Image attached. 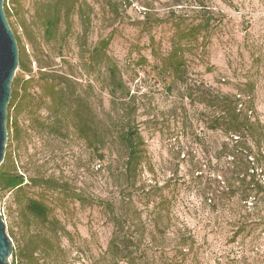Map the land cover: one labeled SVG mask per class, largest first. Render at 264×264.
I'll use <instances>...</instances> for the list:
<instances>
[{"label":"rangeland","instance_id":"rangeland-1","mask_svg":"<svg viewBox=\"0 0 264 264\" xmlns=\"http://www.w3.org/2000/svg\"><path fill=\"white\" fill-rule=\"evenodd\" d=\"M34 3L17 0V14L7 19L28 54V41H41ZM201 21L209 22L206 30L189 35ZM60 31L64 60L83 89L91 86L85 96L106 139L93 150L73 134L56 138L21 120L17 140L10 130L6 168L16 169L26 184L20 191H0L14 254L30 236L52 235L28 215L26 204L32 199L46 205L49 218L67 233H58L60 264H115L102 257L118 229L117 219L134 264H166L171 255L166 235L183 223L195 232L198 249L182 264H264V205L254 206L252 199L238 203L230 195L218 232L196 210L200 199L183 179L190 161L202 163L207 172V157H217L219 145L227 141L221 132L207 129L210 112L199 99L239 98L263 134L264 151V0H80L79 10ZM103 41L105 55L119 71L120 91L110 86L106 60L91 57ZM175 45L184 59L181 80L164 67ZM79 60L84 68L75 66ZM127 129L137 131L143 142L141 171L133 185L124 177L125 149L117 139ZM31 180H52L58 188L33 186ZM237 212L244 229L233 246L227 237L234 223L230 217ZM166 214L170 223L164 230Z\"/></svg>","mask_w":264,"mask_h":264},{"label":"trees","instance_id":"trees-1","mask_svg":"<svg viewBox=\"0 0 264 264\" xmlns=\"http://www.w3.org/2000/svg\"><path fill=\"white\" fill-rule=\"evenodd\" d=\"M15 5L17 0L4 1L3 10L7 19L10 14L14 12L17 14ZM79 5L80 0H35V19L41 30V41L36 39L28 41L29 54L20 46V38L12 31L18 45L19 57L18 71L12 81L11 98L7 109L8 138L11 129H13L11 139L19 138L21 120L27 123V128H38L56 138L65 139L69 134H73L89 149L97 150L104 145L106 137L99 134L101 129L98 127L96 114L85 96L91 91V86L82 88L72 73V66L64 60L62 53L64 34H61L60 30L69 17L79 10ZM208 23L201 21L192 27L189 35H199L202 30H206L205 26ZM106 46V41L100 42L93 49L91 57L99 54L101 61L106 60L110 86L120 91L123 87L119 71L105 55ZM179 49V45L173 46L164 63L166 71H169L175 80H181L184 74V59L178 56ZM55 58H59L60 62L54 63ZM81 60L75 64L76 67L86 66ZM91 64L92 60L89 59L88 65ZM111 95L114 97V93ZM197 103L203 104L210 112L206 123L207 129L221 132L227 141L219 145L217 157H207L205 161L206 166L208 164L207 172H203L202 163L190 161L191 169L184 173L183 179L184 184L188 181L189 187L195 190L196 197L200 199L196 207L198 213L208 217L211 228L218 231L217 228L221 230L223 224L220 220V216H223L221 208L227 205L231 196L236 198L238 203L252 199L254 206L264 205V151L261 147L263 134L258 133L255 128L251 110L241 108L239 98L216 95L210 103L203 98ZM41 111L44 112V116L40 115ZM117 139L125 149L124 177L133 185L141 171L138 168L143 158L142 137L137 131L127 129L120 132ZM7 149L6 147L5 157L0 165V191H20L26 185L25 178L16 169L6 168L10 160ZM210 165L212 167H209ZM30 183L51 190L58 188L52 180H31ZM123 202L124 200L120 199V203ZM26 211L52 235L51 238L40 234L30 236L15 254L12 249L11 264H60L57 257L62 254V250L58 233L61 232L62 237H66L67 233L59 227L56 220L49 218L50 210L43 203L29 199ZM164 219L162 228L166 230L170 223L169 215L166 214ZM231 219L234 222L229 225L232 233L227 238L231 240L233 246H238L236 240L244 228L243 223L237 222L243 219V215L237 212L230 217ZM115 228L118 229L112 232L102 259H109L115 264H134L132 253L129 251L131 245L120 234L124 227L119 224L118 219L115 221ZM174 228V233L166 235L171 244L169 245L171 255L165 260L166 264H182L188 256L194 257V252L198 249V240L191 228L185 223L177 224Z\"/></svg>","mask_w":264,"mask_h":264},{"label":"water","instance_id":"water-1","mask_svg":"<svg viewBox=\"0 0 264 264\" xmlns=\"http://www.w3.org/2000/svg\"><path fill=\"white\" fill-rule=\"evenodd\" d=\"M0 0V165L5 156L7 142V109L11 98V86L18 69V45L8 24ZM12 241L6 233V226L0 211V264H10Z\"/></svg>","mask_w":264,"mask_h":264}]
</instances>
